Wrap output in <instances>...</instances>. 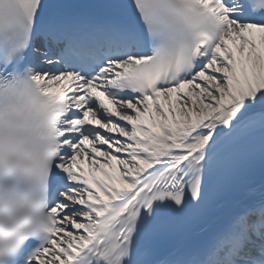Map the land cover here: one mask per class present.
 Wrapping results in <instances>:
<instances>
[{"label":"snow or ice","instance_id":"obj_1","mask_svg":"<svg viewBox=\"0 0 264 264\" xmlns=\"http://www.w3.org/2000/svg\"><path fill=\"white\" fill-rule=\"evenodd\" d=\"M0 264H264V0H0Z\"/></svg>","mask_w":264,"mask_h":264}]
</instances>
